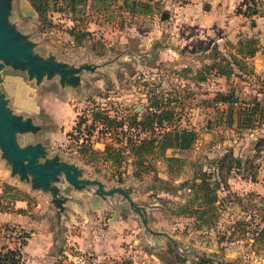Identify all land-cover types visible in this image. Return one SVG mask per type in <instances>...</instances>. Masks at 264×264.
<instances>
[{
    "label": "rangeland",
    "instance_id": "rangeland-1",
    "mask_svg": "<svg viewBox=\"0 0 264 264\" xmlns=\"http://www.w3.org/2000/svg\"><path fill=\"white\" fill-rule=\"evenodd\" d=\"M168 2L154 0L150 14L130 15L121 9L122 0H109L106 5L98 2L95 8L87 1L85 7H77L81 10L76 21L68 12L53 11L48 14L55 26L45 27L25 0H13L8 20L30 33L40 57L52 55L69 67H95L94 72L84 71L81 83L74 82L70 88H62L57 77L37 86L29 82L30 87L22 91L23 100L20 90L12 88L18 91V102L24 103L25 97L34 104V119L40 126L35 136L20 135L19 142L42 143L48 157L76 164L83 178L99 179L106 189H125L135 203L132 206L120 193L101 196L95 187L76 189L63 176L53 183L62 196L70 198L58 201L50 192L32 190L29 181L11 177L0 157V200L5 209L0 212V245L14 248L25 239V264H50L64 256L65 264H120L125 260L132 264H196L202 258L264 264V250L253 239L264 221V189L244 183L251 181L252 174H246L245 162L261 159V153L256 158L254 142L264 136V121L239 130L236 123L227 124L226 105L214 102L218 92L233 91L239 100L263 103L264 82L252 73L193 75L186 67L193 61L185 50L180 52L181 59H172L173 51L178 53L183 47L176 41L179 31L170 19L178 11ZM62 4L50 0L54 10ZM166 21H171L168 31L161 28ZM74 25L89 30L90 36L70 34L67 29ZM159 104L175 112L171 122L144 130L128 127L132 114L140 119ZM96 109L123 122L126 135L154 139L155 147L147 154L153 171L134 175L124 141L116 143L109 133L100 131L99 121L94 122L92 116ZM181 128L194 130L197 139L190 149L179 152L170 143V135ZM105 144L123 150L125 159L119 165L103 161L96 152ZM228 153L239 158V165L232 161L231 171L225 174L227 186L217 189L218 219L211 228H197L193 218L177 216L174 210L192 201L188 185L196 174L205 170L212 180L220 178L218 161ZM174 156L178 159H167ZM261 174L260 184L264 185ZM2 184L29 196L23 213L15 212L19 207L8 202L11 192L3 191ZM193 251L198 252L197 258Z\"/></svg>",
    "mask_w": 264,
    "mask_h": 264
},
{
    "label": "trees",
    "instance_id": "trees-1",
    "mask_svg": "<svg viewBox=\"0 0 264 264\" xmlns=\"http://www.w3.org/2000/svg\"><path fill=\"white\" fill-rule=\"evenodd\" d=\"M31 8L34 10L37 19L40 24L43 26L54 27L55 24L48 14V12H68L69 16L73 21H76V13L81 10L77 8L78 6L85 7L87 1H90V7L95 8L97 3L106 5L109 0H60L63 1L62 6L54 8L50 7V0H26ZM57 1V0H56ZM154 0H122L121 9L129 13L130 15L135 14H150L154 9ZM251 0H242L241 5L245 8V14L248 15H259V11L255 9L252 5ZM99 9V8H98ZM237 12L240 13V9H237ZM67 31L72 35H78L80 37L90 36V31L74 25L67 29ZM256 50V41L254 39H246L245 41H238L235 53H230L229 55H223L219 60H216V55L219 54L217 46H213V57L214 62L207 66V70H211L215 75L229 77L233 74H248L252 73V70L248 68V65L244 60L240 59L237 54H241L243 57L247 55H253ZM240 72V73H239ZM203 77V76H200ZM201 79V78H199ZM214 102H222L227 107V124L232 125L236 123V128L239 130H247L254 127L255 124L258 126L261 125L264 121V102L261 103L258 99H253L252 102H246L239 100L233 94V91H230L228 94H223L218 92L214 98ZM237 107V108H236ZM175 112L167 108L166 106L156 105V109L153 112L143 115L138 119L137 114H132L128 120V127L130 129L140 128H152L153 124L161 125L163 122H171L174 118ZM92 116L94 122L99 121L101 132L104 134H110L109 137L113 139L116 143L124 141L125 148L128 151V154L132 158L131 164L135 168L134 175L140 176L142 173H148L155 168L153 164L148 160L147 154L150 153L154 145V139L141 137L139 134L136 135H126L123 131L124 123L117 120L116 118L110 117L106 112L101 109H96L92 111ZM94 126V125H93ZM172 142H170L175 148L176 151H184L190 149L195 140L197 139V133L192 129L181 128L175 130L172 133ZM124 137V140H122ZM169 138V137H168ZM87 149V148H86ZM254 150L256 153V158L259 157V154L264 150V136L258 137L254 142ZM84 151V150H83ZM105 162L115 163L119 165L124 159L123 150L117 148L114 144H105L103 150L96 151ZM170 160H176V156L167 157ZM232 161L236 162V167L239 165V158L233 156V154H226L218 161L217 165V175L220 178H215L212 180L210 172L205 170L201 171L199 175H195L191 179L188 189L192 190V201L187 200L184 204H179L177 206V211L174 210V213L178 216L183 215L191 217L195 220L194 224L197 228L201 226H206V228H211L213 224L218 219V212L216 202L218 201L217 189L221 186H227V180L225 174H228L231 171ZM238 163V164H237ZM246 174L250 175V180L255 181L257 175V166L258 164L253 161H246ZM254 168V172L252 169ZM198 180V181H196ZM3 191H9L10 198L8 202L14 206L15 201L17 200H29V196L24 192L19 191L13 186L7 184H2ZM2 196L0 195V199ZM196 205H191L190 202ZM0 200V212L4 211V206L1 204ZM15 212L23 213V208H18ZM6 227V226H4ZM24 237H28L27 234ZM254 242L262 247L264 250V221L261 227L254 232L253 235ZM26 244L24 239L22 245L20 244L17 247L11 248L6 245H0V264H25L22 246ZM63 253V251H62ZM63 258H58L54 261L53 264H65ZM120 264H132L130 260H125ZM196 264H237L234 261H217L214 259L202 258L198 260Z\"/></svg>",
    "mask_w": 264,
    "mask_h": 264
},
{
    "label": "water",
    "instance_id": "water-1",
    "mask_svg": "<svg viewBox=\"0 0 264 264\" xmlns=\"http://www.w3.org/2000/svg\"><path fill=\"white\" fill-rule=\"evenodd\" d=\"M12 7L13 0H0V157L10 169L11 177L17 175L20 181H29L32 190L50 192L59 201L70 198L62 196L58 186L53 183L63 176L76 189L95 187L96 193L101 196L120 193L135 206L128 191L120 187L106 189L99 179L83 178L76 164L48 157L47 148L42 143L28 142L22 145L19 142L20 135L35 136L40 126L34 119L36 113L16 111L12 107L10 97L2 88L5 72L23 74L28 83L33 82L35 86L57 77L62 88H70L74 82H78L75 85L79 84L84 71L94 72L95 67L85 64L69 67L56 61L52 55L40 57L30 33L8 20ZM164 17L165 14L162 15ZM145 228L148 229L147 226Z\"/></svg>",
    "mask_w": 264,
    "mask_h": 264
},
{
    "label": "crops",
    "instance_id": "crops-1",
    "mask_svg": "<svg viewBox=\"0 0 264 264\" xmlns=\"http://www.w3.org/2000/svg\"><path fill=\"white\" fill-rule=\"evenodd\" d=\"M26 1V0H25ZM187 3L180 4L177 1L170 0L175 14L172 20V25L179 31V36L176 41L180 43L182 50L173 51L172 59H181V53L190 54L188 57L192 60L189 64V70L194 72L193 75L204 72L207 73V66L214 62L212 54L213 46H217L219 54L216 55V60H219L223 55L235 53L238 41L246 39H254L256 41V50L253 55L237 56L244 60L248 68L252 70V75L260 78L264 82V12L259 15L245 14V8L241 5L242 0H186ZM27 2V1H26ZM28 3V2H27ZM31 7V6H30ZM240 9V13L237 9ZM33 10V9H32ZM34 12V10H33ZM162 24V30H170V22ZM177 26H179L177 28ZM164 46V45H163ZM163 48H166L165 46ZM181 49V48H179ZM211 52V53H210ZM202 62V63H201ZM201 68H200V67ZM211 74L215 75L211 70ZM240 73V72H239ZM221 77L220 75H216ZM225 77V76H224ZM29 83L26 77L20 73L5 72L3 74L2 88L6 95L10 97L12 107L16 111H24L27 113H37L34 104L30 99L24 97V103L16 100L17 95H21L22 91L29 88ZM20 90L17 94L16 90ZM261 159L258 164V176L256 181H245V186L251 188H263L261 185L262 172L264 173V150L261 151ZM14 205L25 209L28 205L27 201L17 200ZM64 252V251H63ZM23 253H28L27 249ZM194 257H198V252L193 251ZM24 255V254H23ZM54 262H50L53 264Z\"/></svg>",
    "mask_w": 264,
    "mask_h": 264
},
{
    "label": "built area",
    "instance_id": "built-area-1",
    "mask_svg": "<svg viewBox=\"0 0 264 264\" xmlns=\"http://www.w3.org/2000/svg\"><path fill=\"white\" fill-rule=\"evenodd\" d=\"M251 2L255 9L259 11V13L264 12V0H251Z\"/></svg>",
    "mask_w": 264,
    "mask_h": 264
}]
</instances>
